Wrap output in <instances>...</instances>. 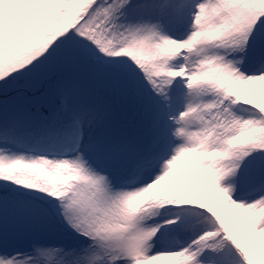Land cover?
<instances>
[{
  "label": "snow or ice",
  "instance_id": "1",
  "mask_svg": "<svg viewBox=\"0 0 264 264\" xmlns=\"http://www.w3.org/2000/svg\"><path fill=\"white\" fill-rule=\"evenodd\" d=\"M262 82L264 0H0V264H264Z\"/></svg>",
  "mask_w": 264,
  "mask_h": 264
},
{
  "label": "rangeland",
  "instance_id": "2",
  "mask_svg": "<svg viewBox=\"0 0 264 264\" xmlns=\"http://www.w3.org/2000/svg\"><path fill=\"white\" fill-rule=\"evenodd\" d=\"M242 98L250 99L264 106V82L255 86ZM177 185H183L187 195L194 199H200L214 210L220 211L223 202L221 194H214L215 188L207 174L193 169L190 164H181L173 177ZM237 196L238 193H234ZM222 218L229 221V227L233 228L234 234H241L243 229L251 222V217L243 210L233 209L222 213Z\"/></svg>",
  "mask_w": 264,
  "mask_h": 264
}]
</instances>
